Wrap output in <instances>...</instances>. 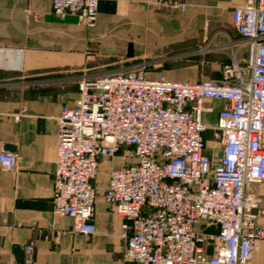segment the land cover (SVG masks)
<instances>
[{
    "label": "built area",
    "instance_id": "1",
    "mask_svg": "<svg viewBox=\"0 0 264 264\" xmlns=\"http://www.w3.org/2000/svg\"><path fill=\"white\" fill-rule=\"evenodd\" d=\"M169 5L185 11L188 3ZM52 6L58 17L97 23L99 0ZM232 19L248 57L243 66L233 55L219 80L151 76L146 64L81 75L77 105L63 106L58 116L53 171V213L71 217L73 232H96L94 180L109 158L119 164L102 193L125 220L126 262L250 264L264 239L258 200L247 195L251 184L264 183V0L234 7ZM207 99L225 102L210 141ZM0 167L15 171L16 154L0 152ZM211 225L217 233L204 232ZM34 258L29 243L25 262Z\"/></svg>",
    "mask_w": 264,
    "mask_h": 264
},
{
    "label": "crops",
    "instance_id": "2",
    "mask_svg": "<svg viewBox=\"0 0 264 264\" xmlns=\"http://www.w3.org/2000/svg\"><path fill=\"white\" fill-rule=\"evenodd\" d=\"M170 1L99 0L97 23L89 27L71 15L58 17L52 0H0V152L17 156L15 171L0 167V264H28L29 243L35 246L29 264H134L124 260L125 220L102 193L118 160L102 159L94 180L99 188L94 234L73 232L71 217L53 213L58 116L63 106L77 105L83 73L124 70L116 66L122 59L154 64L151 76L162 72L182 81L219 80L224 60L233 55L246 65L248 44L236 31L227 32L234 28L232 9L246 0H185V11ZM207 39L209 60L175 69L165 65L179 57L178 49ZM205 104L212 107L204 114L212 131L225 102ZM247 195L258 200L257 223L264 229V183L251 184ZM250 264H264V239Z\"/></svg>",
    "mask_w": 264,
    "mask_h": 264
},
{
    "label": "rangeland",
    "instance_id": "3",
    "mask_svg": "<svg viewBox=\"0 0 264 264\" xmlns=\"http://www.w3.org/2000/svg\"><path fill=\"white\" fill-rule=\"evenodd\" d=\"M234 31L235 30L233 28L232 30H229L227 32L229 34H231V36H232ZM217 40H215V42H217ZM186 42L187 41H185V44H186ZM209 42H210V40L207 39L204 43L202 42V44H200V45H198L196 47H193L191 49H188L187 47H184V48H182V52H181V49H178V51H177L178 53L177 54L179 55V57L177 59L176 58L175 59L172 58V59L168 60L169 62L165 63V65L170 67V68H174V69L177 68V67L191 66V65H194V64L198 63L197 62L198 60H191V58H190L192 56L195 57V55H198V56L202 57L201 60L207 61V59H206L207 56L206 55H208L207 52L210 50L209 48H211L208 45ZM192 49L195 51V54L187 55V52H190ZM182 53H183V55H181ZM171 54H172V51H169V53L167 55H165V56L166 57H170ZM109 58H112V57H108V58L106 57V59H109ZM188 59H190V60H188ZM120 62L121 63L116 65V66L124 67L126 69L132 68L133 66L137 65V64H134V62L131 59H126V60L122 59V61H120ZM241 63L243 64V62H241ZM146 66H147L148 69L151 68L149 70H150V72H152V74L155 72L156 68L154 67V64H147ZM119 69H121V68H119ZM106 72H112V70H109V71H106ZM106 72L104 71V73H106ZM211 134H212V131H208V136H210ZM105 185L106 184L104 182L102 186H105ZM201 227L203 228V225H201Z\"/></svg>",
    "mask_w": 264,
    "mask_h": 264
},
{
    "label": "water",
    "instance_id": "4",
    "mask_svg": "<svg viewBox=\"0 0 264 264\" xmlns=\"http://www.w3.org/2000/svg\"><path fill=\"white\" fill-rule=\"evenodd\" d=\"M127 55L128 56H132L133 55V44L132 43L129 44ZM8 147L12 148L11 146H8ZM204 232L205 233H217L218 229L215 226L211 225V226L205 228Z\"/></svg>",
    "mask_w": 264,
    "mask_h": 264
},
{
    "label": "trees",
    "instance_id": "5",
    "mask_svg": "<svg viewBox=\"0 0 264 264\" xmlns=\"http://www.w3.org/2000/svg\"><path fill=\"white\" fill-rule=\"evenodd\" d=\"M207 57H206V59L207 60H209L208 58H209V54L208 55H206ZM191 58V60H198L197 62H199V60L202 58V57H200V56H198V55H195V57L194 56H192V57H190ZM188 60H190V59H188ZM231 63V59L230 58H226L225 60H224V62H223V66L225 67L226 65H228V64H230ZM223 67V68H224ZM223 70V69H222Z\"/></svg>",
    "mask_w": 264,
    "mask_h": 264
}]
</instances>
